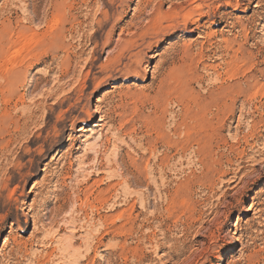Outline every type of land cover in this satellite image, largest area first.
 Segmentation results:
<instances>
[{
  "label": "rangeland",
  "instance_id": "374dc122",
  "mask_svg": "<svg viewBox=\"0 0 264 264\" xmlns=\"http://www.w3.org/2000/svg\"><path fill=\"white\" fill-rule=\"evenodd\" d=\"M226 1L0 0V264H264V166L212 168L264 125V0Z\"/></svg>",
  "mask_w": 264,
  "mask_h": 264
},
{
  "label": "bare ground",
  "instance_id": "6f19581e",
  "mask_svg": "<svg viewBox=\"0 0 264 264\" xmlns=\"http://www.w3.org/2000/svg\"><path fill=\"white\" fill-rule=\"evenodd\" d=\"M234 1V0H233ZM238 1V0H237ZM236 1V5L238 7V2ZM225 6H231L232 3H231V0H228L224 3ZM203 8H207V6H203V4H199L198 6L195 7L197 13H199L200 10H202ZM209 13V12H208ZM201 14V13H200ZM204 14V13H203ZM207 14V13H205ZM204 14V15H205ZM199 16V15H198ZM206 16V19L210 20V15L207 14L205 15ZM202 17V16H201ZM204 18V17H203ZM212 19V18H211ZM197 20V19H196ZM199 20V19H198ZM193 23H196L195 21ZM217 121V120H216ZM240 123H238L237 127L235 130L239 129L240 128ZM246 125V124H245ZM215 126V133L216 135L219 137H221V133L223 132L225 126L222 125L221 123H219V120L216 122V124L214 125ZM195 129H197L198 131H201L204 133L207 132V128L205 126H202V125H195L194 127ZM264 128V125L262 126H258L256 124H251V125H248L247 126V129L249 131V133L244 136L243 138H240V139H243L241 142H240V139L237 138L235 140V147H236V152L237 153V156L241 159V163L235 168V169H228V171L226 170L225 172L222 170V167L221 165H223L222 163V157L219 156V155H216L215 159L212 161V168L214 169L215 173H218L221 175L222 178H228L227 179V182L232 185V184H235V188H237L238 186L241 185L240 187V191H244L248 186L250 185H254L256 184L258 181H259V177L258 178H254L252 180H248V175L251 174V173H259V170L257 171L255 169V166H257L259 163L261 165L264 166V159L261 160V162H258L256 165H254V168L252 170H250L249 172H245V164L247 163H253L255 164V157H259V156H264V139L260 142V132H261V129ZM231 129V128H230ZM236 132V131H235ZM215 133L213 131V135L215 136ZM237 134V133H236ZM235 134V135H236ZM238 135V134H237ZM239 136V135H238ZM236 137V136H235ZM262 138V137H261ZM218 140V139H217ZM252 142V143H250ZM232 143V142H231ZM234 144V143H233ZM232 145V144H231ZM243 146V148L241 150H239V148ZM234 147V146H233ZM214 148V147H213ZM247 148H250V150L252 149L253 150H256L252 153V157H249L247 156ZM230 149H233L232 147H230ZM235 151V150H234ZM250 152V151H249ZM263 158V157H262ZM239 163V162H238ZM230 165V164H229ZM231 166V165H230ZM221 171V172H220ZM261 174V173H260ZM259 175V174H258ZM219 176V175H218ZM217 176V177H218ZM264 178V177H263ZM221 179V178H219ZM251 179V178H250ZM221 261H223V258H221ZM221 264V263H220Z\"/></svg>",
  "mask_w": 264,
  "mask_h": 264
}]
</instances>
